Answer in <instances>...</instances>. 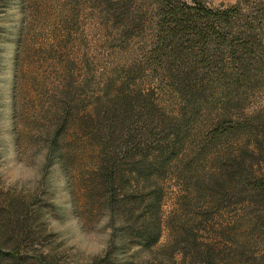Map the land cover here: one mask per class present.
I'll list each match as a JSON object with an SVG mask.
<instances>
[{
	"label": "trees",
	"instance_id": "1",
	"mask_svg": "<svg viewBox=\"0 0 264 264\" xmlns=\"http://www.w3.org/2000/svg\"><path fill=\"white\" fill-rule=\"evenodd\" d=\"M157 5L149 50L141 58H123L101 78L92 115H72L82 100L70 94L64 99L62 112L42 136L40 183L48 188V174L56 168L75 208L79 196L89 211L95 208L108 218L107 250L86 264H117L130 249L152 250L165 231L169 241L151 255L155 264H264V113L231 125L227 110L213 114L197 92L216 66L210 46L220 49L224 67L244 65L254 34L237 28L230 10L210 9L202 0H157ZM155 80L163 84L159 93L173 102L159 99L151 87ZM231 134L240 138L235 157L215 152L209 158L208 150ZM169 180L184 191L176 200L180 216L176 211L164 216L162 210ZM205 198L211 210L234 205L240 216L233 221L199 213ZM49 205L38 199L0 205L10 209L0 217L12 214L22 228L12 245H0V264H58L48 252L31 253L21 245L31 216L37 218Z\"/></svg>",
	"mask_w": 264,
	"mask_h": 264
},
{
	"label": "rangeland",
	"instance_id": "2",
	"mask_svg": "<svg viewBox=\"0 0 264 264\" xmlns=\"http://www.w3.org/2000/svg\"><path fill=\"white\" fill-rule=\"evenodd\" d=\"M202 2L213 10H230L233 24L251 31L254 37L240 66L224 67L223 54L211 45L214 56L210 61L216 66L197 92L213 114L227 110L231 125L242 117H257L255 114L264 113V0ZM157 9V0H0V205L6 206L9 200L14 204L33 199L49 202L37 218L31 216L27 235L21 237L22 247L31 253L48 252L58 264H86L107 250L108 218L83 205L85 199L78 196L82 189L76 194L75 208L59 170L53 167L48 172V188L40 183L46 152L42 136L56 112H62L69 94L82 100L70 111L72 115H92V96L101 78L123 58H141L149 50ZM223 28L225 32L226 26ZM237 68L247 77L242 78ZM150 74L145 73L149 79ZM158 83H151L157 95L163 87ZM159 99L174 101L165 92L159 93ZM224 141L208 150L209 158L215 152L222 158L235 157L238 134L228 135ZM190 144L194 147L196 139ZM183 193L175 180L166 181L164 216L172 211L180 216L176 200ZM209 199L205 198L199 213H215L233 221L240 216L234 205L221 204L218 210H211ZM8 211L0 209L2 215ZM21 230L14 215L0 217V245H12ZM201 234L207 238L206 233ZM168 241L165 231L152 250L130 249L120 254L116 263L155 264L151 255Z\"/></svg>",
	"mask_w": 264,
	"mask_h": 264
}]
</instances>
